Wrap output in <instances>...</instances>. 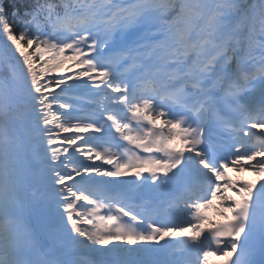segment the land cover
Masks as SVG:
<instances>
[{
	"label": "snow or ice",
	"instance_id": "6c2138e0",
	"mask_svg": "<svg viewBox=\"0 0 264 264\" xmlns=\"http://www.w3.org/2000/svg\"><path fill=\"white\" fill-rule=\"evenodd\" d=\"M212 256L264 264V0H0V264Z\"/></svg>",
	"mask_w": 264,
	"mask_h": 264
}]
</instances>
